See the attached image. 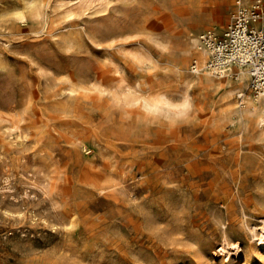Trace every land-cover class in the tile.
<instances>
[{"label":"rangeland","instance_id":"1","mask_svg":"<svg viewBox=\"0 0 264 264\" xmlns=\"http://www.w3.org/2000/svg\"><path fill=\"white\" fill-rule=\"evenodd\" d=\"M30 1L0 0V264H264V137L187 79L235 0Z\"/></svg>","mask_w":264,"mask_h":264},{"label":"bare ground","instance_id":"2","mask_svg":"<svg viewBox=\"0 0 264 264\" xmlns=\"http://www.w3.org/2000/svg\"><path fill=\"white\" fill-rule=\"evenodd\" d=\"M72 0H66L65 2H71ZM76 1V0H75ZM83 1V0H82ZM87 1V0H86ZM90 1V0H89ZM92 1V0H91ZM100 1V0H99ZM243 2H246V0H241ZM63 2V1H62ZM77 2V1H76ZM79 2V1H78ZM196 4L202 5L203 0H194ZM224 1H212L210 4H213V8L215 9L216 12H220L221 8L219 7ZM248 2V1H247ZM37 3V2H36ZM91 3V2H90ZM97 3V2H96ZM35 4L33 0L29 2V6L32 7ZM61 4V3H60ZM78 5V3H76ZM83 3L79 2V5ZM64 5V4H63ZM67 4H65L66 6ZM73 5V4H72ZM70 6V5H69ZM29 7V8H30ZM28 8V7H27ZM28 8V10H29ZM35 8V7H34ZM20 10V9H18ZM22 10V9H21ZM31 10V9H30ZM66 10L70 11L71 7L66 8ZM16 11V10H15ZM38 12V11H37ZM19 15H21V12H18ZM38 14V13H37ZM15 15V14H14ZM34 16V15H33ZM199 27V26H198ZM194 33H191V40H192V46L195 47V55L192 58V63H194L198 67V72L195 73L197 74L196 77H187L188 81H197L201 83L203 80H213V78L209 76H214L219 79V82L222 86L225 87L226 91V98L227 100L231 103L230 107V113L231 116L233 115L236 117V122H237V127L235 128L236 134L238 137L233 141V144L237 146L238 151L242 149V144L244 143L243 137L245 136V129L247 131L251 132V134L256 135L258 137H264V93H259L255 94L249 90V81H250V74L247 68L245 67H236L235 69L233 67H228L225 71L220 72L219 74L213 73L207 68V60L209 58V52L205 48H203L200 45V42L198 40V34L196 37L193 35ZM190 67V66H189ZM183 70V69H181ZM186 72V71H185ZM232 72L235 73V75L232 76ZM188 73V72H186ZM193 74V73H192ZM185 84V83H184ZM189 84V83H188ZM193 84V83H192ZM195 85V84H194ZM184 86H187L186 84ZM188 87V86H187ZM191 87V85H190ZM240 96L238 98V102L232 101L233 95ZM239 123V124H238ZM246 127V128H245ZM234 130V131H235ZM234 134V133H233ZM248 135V134H246ZM235 136V135H234ZM248 139V138H247ZM246 140V139H245ZM246 144V143H245ZM212 146V145H211ZM234 147V146H233ZM235 148V147H234ZM236 148V149H237ZM204 149V148H203ZM244 149V147H243ZM209 150V149H208ZM236 152V151H235ZM240 152V151H239ZM244 154V152H243ZM262 155V154H261ZM262 157V156H260ZM263 158V157H262ZM239 159V158H238ZM260 159V158H259ZM236 161V169L235 173L239 176L237 178L236 184L237 186H241L242 184V165L239 161ZM261 160H259L260 162ZM262 162V161H261ZM258 166V164H257ZM263 167V165H261ZM252 170V168H250ZM255 169V168H254ZM261 170L260 168H258ZM257 170V169H256ZM254 172V171H253ZM252 173V172H251ZM249 173V174H251ZM256 173V172H255ZM262 173V172H261ZM233 175V174H232ZM235 175V174H234ZM233 175V176H234ZM258 175V174H257ZM226 176V175H225ZM225 176L223 179H225ZM260 176V174H259ZM232 177V176H231ZM170 178V177H169ZM227 178V177H226ZM230 178V177H229ZM235 178V177H234ZM215 180V179H214ZM227 180V179H226ZM228 181V180H227ZM219 182V181H218ZM263 182V181H262ZM217 183V182H216ZM228 183V182H226ZM232 183V181H231ZM235 183V182H234ZM224 184V183H223ZM229 185V183H228ZM261 185V184H259ZM209 186V185H208ZM222 186V185H221ZM225 186V185H224ZM234 186V185H233ZM263 186V185H262ZM230 187V186H229ZM236 187V186H235ZM258 188H260L258 186ZM206 189V188H205ZM208 189V188H207ZM241 189V188H240ZM263 191L261 195L264 196V187L262 188ZM176 190V189H175ZM235 190V189H234ZM233 190V191H234ZM261 190V189H260ZM259 190V191H260ZM232 191V192H233ZM195 193V192H194ZM211 193V192H210ZM235 193H237L235 191ZM177 194V193H176ZM234 194V193H232ZM259 194V193H258ZM181 195V194H180ZM259 196V195H258ZM262 197V196H261ZM215 200L217 201L216 203H221L224 206V212L221 211V214H224V218L228 217V215H233V195H231V192L227 190H223L221 192H217L214 195ZM238 198V197H237ZM236 198V199H237ZM241 198V197H240ZM239 198V199H240ZM259 198V197H258ZM173 200V199H172ZM240 202V201H239ZM238 202V203H239ZM246 204V202H245ZM215 205V204H214ZM221 205V206H222ZM243 205V204H242ZM217 205L216 207H218ZM219 206V207H221ZM154 207V206H153ZM244 207V206H242ZM236 208V207H234ZM241 208V207H240ZM147 209V208H146ZM220 209V208H219ZM246 209V208H245ZM218 210V209H217ZM164 211V210H163ZM207 211V210H206ZM241 211V210H240ZM220 212V211H219ZM244 212H246L244 210ZM147 213V212H146ZM239 213V212H238ZM222 214V215H223ZM245 215V214H244ZM241 216V215H240ZM221 217V216H220ZM223 218V217H222ZM243 218V216H242ZM74 219V218H73ZM72 219V220H73ZM71 220V221H72ZM263 220V219H262ZM233 222V217L230 219V223ZM73 223V222H72ZM146 223V222H145ZM263 223V225H262ZM260 223L261 227L259 231L256 233L254 232L253 229H249L251 231V238L252 239H257L258 242H260L264 246V220L263 222ZM251 228V227H250ZM178 229V228H177ZM222 237V236H221ZM226 237V236H225ZM225 246V245H224ZM97 252V251H96ZM61 254V253H60ZM137 257V256H136ZM148 261V260H147Z\"/></svg>","mask_w":264,"mask_h":264},{"label":"built area","instance_id":"3","mask_svg":"<svg viewBox=\"0 0 264 264\" xmlns=\"http://www.w3.org/2000/svg\"><path fill=\"white\" fill-rule=\"evenodd\" d=\"M198 40L209 52L210 71L219 74L228 67H245L250 74L248 88L255 94L264 93V0H235L223 30L206 29ZM190 71L197 73L198 67L192 63Z\"/></svg>","mask_w":264,"mask_h":264},{"label":"clouds","instance_id":"4","mask_svg":"<svg viewBox=\"0 0 264 264\" xmlns=\"http://www.w3.org/2000/svg\"><path fill=\"white\" fill-rule=\"evenodd\" d=\"M188 108V102L185 100L182 104H178L175 109V113L170 119L174 122L182 121L186 118V110Z\"/></svg>","mask_w":264,"mask_h":264}]
</instances>
